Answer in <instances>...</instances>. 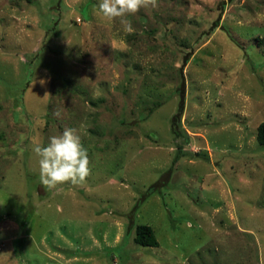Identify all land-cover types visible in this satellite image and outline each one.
<instances>
[{
  "label": "rangeland",
  "instance_id": "obj_1",
  "mask_svg": "<svg viewBox=\"0 0 264 264\" xmlns=\"http://www.w3.org/2000/svg\"><path fill=\"white\" fill-rule=\"evenodd\" d=\"M97 4L0 0V264H264V0H157L132 33ZM66 128L91 174L47 190Z\"/></svg>",
  "mask_w": 264,
  "mask_h": 264
},
{
  "label": "clouds",
  "instance_id": "obj_2",
  "mask_svg": "<svg viewBox=\"0 0 264 264\" xmlns=\"http://www.w3.org/2000/svg\"><path fill=\"white\" fill-rule=\"evenodd\" d=\"M150 7L155 9L157 0H98L97 15L109 25L119 21L125 32L132 33L134 29L127 17ZM33 151L38 158L40 183L47 190L69 182L83 185L91 174L87 149L75 129L66 128L61 135L51 136L46 146L36 144Z\"/></svg>",
  "mask_w": 264,
  "mask_h": 264
},
{
  "label": "trees",
  "instance_id": "obj_3",
  "mask_svg": "<svg viewBox=\"0 0 264 264\" xmlns=\"http://www.w3.org/2000/svg\"><path fill=\"white\" fill-rule=\"evenodd\" d=\"M258 41V44L264 43V38H256ZM182 100L178 104L176 113L171 118V133L175 138L182 135V133L179 130L180 127V115L182 113ZM186 136V135H185ZM256 140L259 144H264V119L258 123L256 126ZM187 139V137H186ZM178 148H180L178 146ZM176 159V158H175ZM154 189L153 186H151L149 192ZM133 241L136 244L142 245V246H157L158 241L155 236V233L151 226L147 224H136L134 227V236Z\"/></svg>",
  "mask_w": 264,
  "mask_h": 264
}]
</instances>
